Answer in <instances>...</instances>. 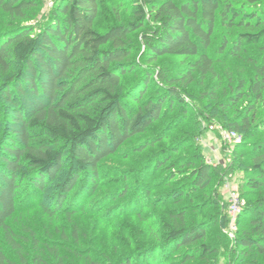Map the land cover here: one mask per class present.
I'll list each match as a JSON object with an SVG mask.
<instances>
[{
    "label": "trees",
    "instance_id": "16d2710c",
    "mask_svg": "<svg viewBox=\"0 0 264 264\" xmlns=\"http://www.w3.org/2000/svg\"><path fill=\"white\" fill-rule=\"evenodd\" d=\"M134 1L132 17L118 19L101 32L95 27L99 0H61L41 25L28 20L46 0H0V16L9 18V26L0 30V264H69L68 255L77 254L65 245L71 236L59 226L50 228L44 219L65 215L78 241L74 217L88 209L87 199L100 186V163L170 112L181 119L173 131L183 130L195 109L187 102V88L195 77L203 79L223 57L238 58L245 48L264 42V0ZM139 30L146 59L137 61L134 36ZM166 55L186 66L176 74L159 71L152 63ZM256 69L255 78L239 81L227 99L217 101L211 95L222 111L221 128L244 138L255 137L257 127L264 129V118L258 122L256 117L264 110V58ZM130 76L134 78L124 84ZM242 102L243 108L237 107ZM198 114L196 110L193 116ZM196 131L177 132L181 139L150 161L154 173L167 165L189 169L191 188L176 189L171 195L175 204L192 200L197 192L205 196L222 176L220 167L206 162ZM167 137L147 136L145 145ZM242 146L236 147L231 165L244 176L240 190L247 200L233 264H264V141L253 148L246 165ZM83 181L87 183L80 188ZM121 195L127 213H142L150 200L147 189L129 200L127 187ZM190 207L172 211V221L163 223L165 236L147 245L151 250L137 251L149 254L140 264H163L175 252H182L185 260L198 254L207 259L218 250L207 241L210 229L224 222V213L211 212L197 221L205 212L196 208L190 215ZM35 208L40 227L31 218L30 224L13 228L18 214ZM117 214L110 213L105 222ZM100 255L93 258L87 250L79 259L104 264Z\"/></svg>",
    "mask_w": 264,
    "mask_h": 264
},
{
    "label": "rangeland",
    "instance_id": "374dc122",
    "mask_svg": "<svg viewBox=\"0 0 264 264\" xmlns=\"http://www.w3.org/2000/svg\"><path fill=\"white\" fill-rule=\"evenodd\" d=\"M60 1L46 0L43 7L36 8L30 13L34 18L28 20L29 23L41 25L45 21L44 16L48 15L56 6L55 4ZM134 2V0H99L100 10L95 27L104 32L118 19L126 20L132 17ZM8 23L9 18L6 15L0 16V30L7 28ZM141 32L142 30H139L134 36L136 43L134 44L133 58L137 61L146 59L145 46L140 40ZM210 51H214L213 46ZM263 58V40L259 45L245 48L238 58L223 57V60L215 63L214 73L208 74L203 79L197 75L196 79L188 85L187 89L191 96L187 98V102L195 109L193 108L194 112H191L190 117L183 122V124L185 123L183 130L173 131V126L181 119L176 117V112H170L147 133L137 135L122 145L115 154L105 158L99 166L101 172L100 186L87 199L88 209L74 217L80 231L78 241L74 240L73 223L68 221L65 215H60L53 221L44 219V222L51 224L50 228L59 226V228L66 229L71 236L70 241L65 245H71V249L77 254L73 252L68 255L72 258L69 264H84L85 260L83 259L85 258L81 257L80 260L79 255L81 253L84 256L87 250L88 252L91 251L93 258H100V252H102L104 264H127L128 260L140 264L141 258L149 254L145 252L139 255L137 251L139 249L142 251L151 250V247L147 245L157 243L159 239L161 240L165 236L167 229L163 223L171 222L172 211L180 206L186 208L191 206L190 215L196 208L200 209V213L204 211V215L195 217L197 221L205 218L204 216H209L211 212L213 214L224 213V222L210 229L209 241H207L208 244H214L218 250L209 255L207 259L200 258V254H198L196 258L190 260H185L182 252H175L166 257L169 259L163 264H233L240 250L237 243L238 222L243 219L241 215L247 200L246 197L242 196L240 190L244 176L239 170L231 169V165L237 159L235 158L236 147L243 144L240 151L246 155L244 164H250L249 155L252 154L253 148L264 141V129L257 127L255 137L244 138L242 134H239L240 141H225L220 132L221 124L218 123L222 119V111L220 108H215V104L217 101L227 99L228 95L235 91L239 81L248 82L255 78L257 74L256 63L262 62ZM152 65L159 71L168 72L167 74H176L186 66V64H182V60L174 55L163 56ZM133 78L134 76H130L128 80L126 78L124 84ZM210 90L214 94H209ZM211 95H215L214 98L217 101H212ZM243 106V102L237 105L241 108ZM196 110L199 112L197 118L193 116ZM256 114L258 122L264 118V110H258ZM214 119L216 122L211 123L210 120ZM211 125L214 126L213 130ZM193 128L195 131L197 128L196 141L200 145L206 162L214 168L220 167L223 170L222 176L206 189L205 196L207 197L201 195V192H197L192 200L184 199L182 203L175 204L171 200L173 192L181 187L186 190L191 188L189 169L185 165L170 169L171 165H167L158 173H154L153 170L151 171L152 164L150 161L163 147L173 145L181 139L177 132L181 134H185L187 131L194 132ZM171 131L174 133L170 134ZM161 134L168 135V137L155 143V145L146 147L145 139L147 136ZM179 155V151L175 153V156ZM125 179L128 180L127 185H125L126 183L123 184ZM86 183L83 181L79 187L83 188ZM125 186L128 188V193L131 194L128 195L127 200L134 198V194L138 193L139 190L140 192L145 191V189L149 191L150 200L148 199V204L143 207L142 213H127L125 211L121 201L123 198L121 194L126 190ZM233 196H237L241 203V211L238 213H232L230 209ZM108 201L110 204H107ZM29 211L28 215L22 213L17 215L16 221L12 222L14 229H21L20 224H30L31 218H34L32 223L40 227L41 218L38 217L40 211L36 208ZM110 213L118 214L110 222H105L107 220L105 218H108ZM103 216L104 221L101 219ZM232 221L235 222L234 225L231 224ZM242 221L245 222L244 219ZM0 242L3 243L1 229ZM145 264H152V262L149 261Z\"/></svg>",
    "mask_w": 264,
    "mask_h": 264
},
{
    "label": "built area",
    "instance_id": "2783aa9c",
    "mask_svg": "<svg viewBox=\"0 0 264 264\" xmlns=\"http://www.w3.org/2000/svg\"><path fill=\"white\" fill-rule=\"evenodd\" d=\"M211 129L213 130L214 129V126L211 125L210 126ZM220 132H221V135L223 137V139L226 141H240L241 138H240V135L235 132V131H231V130H226V129H220ZM238 197L237 196H233V200L231 202V205H230V209H231V212L232 213H238L241 211V203H240V200L237 199ZM232 225L235 224L234 221L231 222Z\"/></svg>",
    "mask_w": 264,
    "mask_h": 264
}]
</instances>
